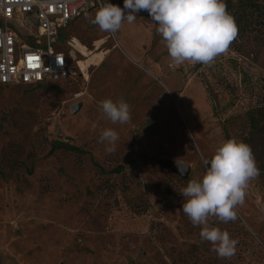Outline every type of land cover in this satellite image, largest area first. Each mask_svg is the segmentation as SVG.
Masks as SVG:
<instances>
[{
	"label": "rangeland",
	"instance_id": "obj_1",
	"mask_svg": "<svg viewBox=\"0 0 264 264\" xmlns=\"http://www.w3.org/2000/svg\"><path fill=\"white\" fill-rule=\"evenodd\" d=\"M225 2L238 36L211 66L175 65L146 10L110 33L90 23L92 8L59 34L69 78L0 85V264H264V0ZM121 98L131 119L113 124L100 102ZM109 128L119 135L111 154L99 142ZM224 131L251 146L260 169L235 221L209 218L238 240L231 258L201 240L180 193Z\"/></svg>",
	"mask_w": 264,
	"mask_h": 264
},
{
	"label": "clouds",
	"instance_id": "obj_2",
	"mask_svg": "<svg viewBox=\"0 0 264 264\" xmlns=\"http://www.w3.org/2000/svg\"><path fill=\"white\" fill-rule=\"evenodd\" d=\"M141 10H146L158 25L156 31L175 65L190 62L211 66L238 36V26L225 0H124L123 8L101 3L94 16L87 18L101 31L116 33L123 22L133 23ZM100 105L113 124L131 119L130 106L122 98L117 102L105 99ZM118 140V133L111 128L99 137L110 154L116 151ZM202 159L206 167L202 178L189 181L181 189L182 210L193 226H203L200 238L211 243L218 257L231 258L238 240L228 231L210 226L209 218L235 221V208L244 203L249 181L259 176L260 169L251 146L236 138L223 141L211 159Z\"/></svg>",
	"mask_w": 264,
	"mask_h": 264
},
{
	"label": "built area",
	"instance_id": "obj_3",
	"mask_svg": "<svg viewBox=\"0 0 264 264\" xmlns=\"http://www.w3.org/2000/svg\"><path fill=\"white\" fill-rule=\"evenodd\" d=\"M102 0H0V85L64 80L72 67L59 34ZM29 57H37L29 67ZM172 67L173 64H170Z\"/></svg>",
	"mask_w": 264,
	"mask_h": 264
},
{
	"label": "trees",
	"instance_id": "obj_4",
	"mask_svg": "<svg viewBox=\"0 0 264 264\" xmlns=\"http://www.w3.org/2000/svg\"><path fill=\"white\" fill-rule=\"evenodd\" d=\"M258 122H259V120L256 117H254L253 115H250V116L248 115V117L246 118V123H247V126L249 128L252 126L253 128L256 129V127L258 126ZM224 132H225L226 139H231L232 138L227 131H224ZM61 144H62L61 141H56V140L53 141L52 142V145H51L50 151H53L56 148H60ZM75 149H76V147H75ZM156 161L159 162V163H161V164L164 163V161L163 160H160V159H156ZM121 169H122L121 166H117L115 169H113V171L114 172H120Z\"/></svg>",
	"mask_w": 264,
	"mask_h": 264
},
{
	"label": "water",
	"instance_id": "obj_5",
	"mask_svg": "<svg viewBox=\"0 0 264 264\" xmlns=\"http://www.w3.org/2000/svg\"><path fill=\"white\" fill-rule=\"evenodd\" d=\"M81 105H82L81 102H78V103L73 104V105L71 106V109H70L71 112H72V113H76V112L80 109ZM170 170H171L173 173H175V174H179V175H181V176L184 177V176H186V175L188 174V172H189V167H188L186 164L182 163V162H175V163L171 166Z\"/></svg>",
	"mask_w": 264,
	"mask_h": 264
},
{
	"label": "crops",
	"instance_id": "obj_6",
	"mask_svg": "<svg viewBox=\"0 0 264 264\" xmlns=\"http://www.w3.org/2000/svg\"><path fill=\"white\" fill-rule=\"evenodd\" d=\"M129 29H132V28H129ZM128 33L130 34V36H131L133 39L138 38V37L134 34V32H132L131 30H129ZM133 34H134V35H133ZM118 39H119L118 42H119V44H120V45H119L120 47H121V43H122V42L125 44L124 41H126V40L124 39L123 36H119Z\"/></svg>",
	"mask_w": 264,
	"mask_h": 264
},
{
	"label": "snow or ice",
	"instance_id": "obj_7",
	"mask_svg": "<svg viewBox=\"0 0 264 264\" xmlns=\"http://www.w3.org/2000/svg\"><path fill=\"white\" fill-rule=\"evenodd\" d=\"M28 59H29V67H32L33 66V61L38 60L37 57H29Z\"/></svg>",
	"mask_w": 264,
	"mask_h": 264
},
{
	"label": "bare ground",
	"instance_id": "obj_8",
	"mask_svg": "<svg viewBox=\"0 0 264 264\" xmlns=\"http://www.w3.org/2000/svg\"><path fill=\"white\" fill-rule=\"evenodd\" d=\"M73 52V51H72ZM75 57V56H74Z\"/></svg>",
	"mask_w": 264,
	"mask_h": 264
}]
</instances>
